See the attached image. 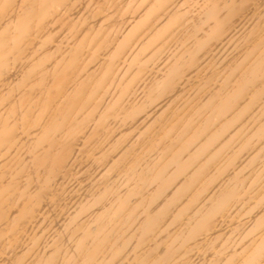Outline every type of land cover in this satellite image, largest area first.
<instances>
[{"label": "bare ground", "instance_id": "6f19581e", "mask_svg": "<svg viewBox=\"0 0 264 264\" xmlns=\"http://www.w3.org/2000/svg\"><path fill=\"white\" fill-rule=\"evenodd\" d=\"M0 264H264V0H0Z\"/></svg>", "mask_w": 264, "mask_h": 264}]
</instances>
